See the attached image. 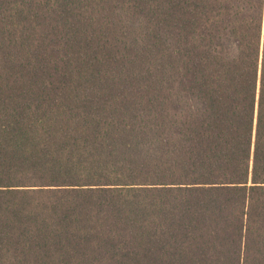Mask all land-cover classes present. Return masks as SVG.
Wrapping results in <instances>:
<instances>
[{"label": "trees", "instance_id": "1", "mask_svg": "<svg viewBox=\"0 0 264 264\" xmlns=\"http://www.w3.org/2000/svg\"><path fill=\"white\" fill-rule=\"evenodd\" d=\"M0 264H264V0H0Z\"/></svg>", "mask_w": 264, "mask_h": 264}]
</instances>
